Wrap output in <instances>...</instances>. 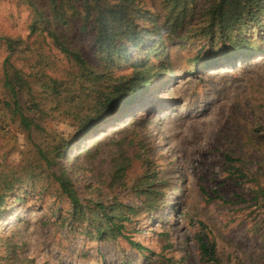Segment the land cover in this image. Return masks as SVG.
Segmentation results:
<instances>
[{
  "label": "rangeland",
  "instance_id": "374dc122",
  "mask_svg": "<svg viewBox=\"0 0 264 264\" xmlns=\"http://www.w3.org/2000/svg\"><path fill=\"white\" fill-rule=\"evenodd\" d=\"M36 1L48 12V0ZM147 1L164 29L146 63H163L165 75L118 119L82 134L81 116L105 81L94 86L87 69L30 33L26 0H0V38L22 41L7 63L0 41V194L10 196L0 214V264H206V237L222 264H264V16L232 42L169 40L161 1ZM207 1L189 2L186 20L195 24ZM80 12L51 29L97 72L95 30ZM237 39L248 41L250 56L234 57L239 45L226 53ZM151 45L121 59L114 79L130 76ZM96 138L97 155L87 159L80 152ZM54 174L72 181L77 210ZM105 213L122 228L115 239L96 234L98 223L109 224Z\"/></svg>",
  "mask_w": 264,
  "mask_h": 264
},
{
  "label": "trees",
  "instance_id": "16d2710c",
  "mask_svg": "<svg viewBox=\"0 0 264 264\" xmlns=\"http://www.w3.org/2000/svg\"><path fill=\"white\" fill-rule=\"evenodd\" d=\"M160 1V8L163 7L162 10H166L167 13L164 21L167 27L166 37L169 40L193 39L197 42L207 41L211 44H216L218 41L232 42V34L235 31H241L243 27L249 25L248 22H256L260 26L264 16V0H208L207 7L202 9L197 17L198 21L193 24L190 19L186 20L188 17L187 6L192 0ZM26 2L33 11L30 33L49 38L61 53L71 57L84 71L87 69L84 73L94 86L101 80H104L107 85L106 91L97 89L93 91L94 97L88 100L85 108L86 113L81 116L80 133L84 134L90 131L95 124L100 122L106 125L108 120L118 119L120 116L118 113L121 114L133 106L136 97L141 92L165 75L163 63L157 68L146 63L147 57L161 48L158 46L162 44L164 29L162 25L157 24V15L149 9L147 0H48V12L36 0H26ZM80 11L83 13L84 26L89 20H92L95 30L93 45L96 55L103 63L100 64L103 69L97 72L88 68L86 61L67 46L64 37L51 29L53 25L57 27L68 25L70 20L81 16ZM0 41L5 43L10 52L6 58L7 63L11 56L20 50L22 41L8 37L0 38ZM149 42L152 45L147 50L145 58L139 64L132 62V74L128 77L121 76L115 80L112 70L118 67V62L128 60L130 56L142 51ZM235 43L232 50L226 52L227 54H233V50L238 45L240 50L234 57L252 54V50L244 49L248 43L246 39H237ZM231 57L233 58V56ZM131 61H134V58ZM13 73L15 82H22L19 73L16 70ZM51 85L53 93H58V82L52 80ZM6 87L15 97V88L10 81L6 82ZM80 103L82 102L78 101L76 105ZM15 105H18L16 101ZM16 109L18 110L19 106ZM20 120L22 126L30 130L32 125L30 120L23 116ZM99 144L100 142L96 138L80 153H85L87 159H93L97 155L96 149L98 150ZM63 150L64 147L56 151V158L61 157ZM42 158L46 159L44 155ZM54 175V181L59 185L62 193L73 203L74 210H77L80 203L76 198L72 181L63 174ZM10 190L11 187L7 188L8 192ZM9 197V194H0V214L5 199ZM102 217L107 219L110 225L98 223L95 228L97 236L105 235L115 239L114 235L120 233L122 229L121 226L114 224L113 219L116 217L109 216L107 213L102 214ZM199 253L206 264H222L217 256L215 243L207 237L205 240H201Z\"/></svg>",
  "mask_w": 264,
  "mask_h": 264
},
{
  "label": "bare ground",
  "instance_id": "6f19581e",
  "mask_svg": "<svg viewBox=\"0 0 264 264\" xmlns=\"http://www.w3.org/2000/svg\"><path fill=\"white\" fill-rule=\"evenodd\" d=\"M118 114H120V113H118ZM108 126V125H107ZM93 140V136H92V138H90V139H87V141H92Z\"/></svg>",
  "mask_w": 264,
  "mask_h": 264
}]
</instances>
